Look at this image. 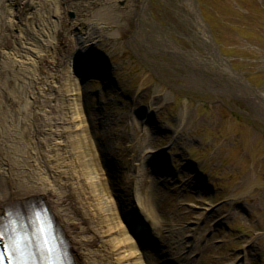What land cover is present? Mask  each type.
I'll list each match as a JSON object with an SVG mask.
<instances>
[{
  "label": "rangeland",
  "instance_id": "374dc122",
  "mask_svg": "<svg viewBox=\"0 0 264 264\" xmlns=\"http://www.w3.org/2000/svg\"><path fill=\"white\" fill-rule=\"evenodd\" d=\"M62 1L64 5L55 6L60 19L50 14V26L58 28L51 40L46 30L30 32L29 49L39 56L34 65L25 64L27 76L34 77L29 89H15L10 80L2 96L10 106L28 104L30 115L18 118L16 127L18 149L33 177L58 189L67 180L58 169L47 174L42 159L72 164L69 183L86 186L88 199L106 200L102 207L89 201L88 207L116 264L133 251L140 253L142 264H264V122L241 96L243 81L264 92V0ZM106 2L126 19V32L114 31L111 42L89 23L92 11ZM197 18L241 84L234 86L223 74L225 91L187 88L184 77L214 88L205 79L214 74L192 71L160 50L158 45L170 39L191 58L219 61ZM138 31L156 51L132 44ZM87 33L92 36L84 43L71 37ZM237 89L241 94L226 93ZM159 95L163 98L156 101ZM43 116L63 123L60 143L53 144L43 133ZM130 146L135 161L127 152ZM78 155L81 161L95 158L99 174L93 169L83 174L86 168L76 164ZM112 156L131 167L130 183L146 182V191H129V183L115 175L113 183L108 181L105 162ZM97 185L103 193L95 190ZM141 195L154 196L152 215L140 212L136 197ZM141 219L151 220L156 230L135 228Z\"/></svg>",
  "mask_w": 264,
  "mask_h": 264
},
{
  "label": "bare ground",
  "instance_id": "6f19581e",
  "mask_svg": "<svg viewBox=\"0 0 264 264\" xmlns=\"http://www.w3.org/2000/svg\"><path fill=\"white\" fill-rule=\"evenodd\" d=\"M188 1L191 3L190 0ZM143 2H145V0H143ZM51 12L58 15V18L60 19V13L57 10H51ZM10 15V13L6 14L4 11L0 10V214L7 205L43 202L47 207L50 217L60 231L64 246L72 257L71 259H73L74 264H116L113 259L108 257V252L103 245L104 241L94 226L92 214L88 207L89 201H92L93 204L98 207H102V203H106V200L101 202L102 199H88L86 197V186L81 184L80 181L69 183V181L72 180V176L70 177L73 168L72 164H59L58 162H55L56 160L51 158H43L41 166L49 175L55 173V170L58 169L62 172L67 182L63 184V187H58V189L55 187L44 186L40 181L33 177L32 167L27 161L26 155H24L22 150L18 149L21 144L16 123L18 118L26 115L27 112V114L30 115V111L28 109V104L25 105V107L5 104L2 99L3 90L10 80L14 83L16 82L15 89L17 88L16 85L24 90L29 89V86L31 85L30 81H33L34 77L33 75L29 76L30 78L27 76L28 68L25 64L34 65V58L38 57L39 53L32 52L29 49V47H31L28 42L29 31L27 30L29 28L24 26V24H21L20 21L14 17H10ZM125 22L126 19L124 12H119L114 4L112 5L107 2L98 8V10L92 11V20H89V23L94 24L93 29L100 33L99 37L107 42L115 41L112 38L115 33L114 31L126 32L127 27ZM197 24L203 32L205 41L208 42L217 53V47L210 42V36L207 35L204 25L198 20V18ZM56 29L58 28L54 29L48 25L45 29L48 39L50 38L51 40L54 35V30ZM39 30L40 29H38V31ZM69 34V32H66L67 36ZM91 36L92 33H87L84 38H78L75 34H71V37H74L76 42L77 40H82L81 43L86 42ZM7 42L10 45L8 46L9 48L7 45H4ZM131 42L136 47H142L146 50H148V48L150 50H157V47L153 46L152 43H147L139 31L131 38ZM158 46L160 50L170 52L176 61L183 67L192 71L194 70L200 74H203L202 72L205 70L214 74L213 78L204 77L209 81L211 80L214 88L212 85H205L206 83L202 80H198V82L195 83L193 81L191 82L190 77H184L185 82H187L185 87L187 88L198 89L200 86H207L211 91L218 92V90L223 88V74L232 81L234 86L242 83V79L239 75L230 68L226 60L221 58L218 53L217 56H219V61L216 60V62L212 63L210 60H205L197 56L196 58H191L189 54L185 53L180 48H177L170 39H168L167 42H163L162 46ZM209 55L212 56L210 53ZM16 66H19L20 69H14ZM33 67L31 68L32 71ZM3 74L7 75V77H4ZM175 78L176 77L174 76V79ZM17 81H19V84ZM243 83L245 85L243 86L244 93H242L241 96L252 103L254 111L257 112L264 122V92L254 90L244 81ZM241 91L242 89H237L236 91H227L226 93L234 95L235 92L241 94ZM22 92L23 94L28 95V92ZM162 96L163 95H159L154 98L158 101ZM179 122L181 123L183 121L179 120ZM31 125L35 128L37 127L36 123L34 121L32 122V120ZM61 125H63L61 121L57 119H49L45 116H43V119L40 122L43 133L47 137H50L53 144L60 143L63 136ZM133 148L130 146V148H127V152L130 155L131 160L135 161L137 157L135 156L136 153L133 151ZM81 156L82 155L77 156L76 164L79 166H85L86 171L84 170L83 174H89V169H93L99 174L100 168L95 158L89 156L87 160L81 161ZM144 159L145 157H143V160ZM105 164L109 167V169L107 168L105 171L108 181L113 183L112 177L115 175L118 180H123V183H129V191L133 189L137 191L141 189L142 191H146V189L144 190V188H147L146 182L135 181L133 184L130 183V176L128 173L130 172L131 167L129 165L123 166L117 162L114 157L113 159L110 158ZM95 190L99 193L104 192V189L99 187V185L95 186ZM153 199V195L145 198L142 197V195L141 197H136V201L141 208V213H143V210H147L151 214L149 209L151 207L150 203ZM98 216H100L101 220L103 219V222H105L106 218H104V215L98 212ZM137 224L144 229H148V226H151V230H156V225L149 219H141L133 225L136 226ZM125 241L136 249V243L129 237H126ZM168 248L170 249V252L173 251V248L170 245ZM141 258L140 253L133 251L126 256H123L120 264H142ZM170 262L171 263L167 260H163V262L160 263L172 264L174 260Z\"/></svg>",
  "mask_w": 264,
  "mask_h": 264
},
{
  "label": "flooded vegetation",
  "instance_id": "af4514ba",
  "mask_svg": "<svg viewBox=\"0 0 264 264\" xmlns=\"http://www.w3.org/2000/svg\"><path fill=\"white\" fill-rule=\"evenodd\" d=\"M51 1L52 0H0V10L4 11L6 14L10 13V17H14L20 21L21 24L26 25V27L28 24L31 30L29 31L28 29L27 31L29 32H32V29H34V31H38V29L45 30L48 25H50ZM53 1H55L53 3V9H56L55 6L64 5L62 0ZM58 10L60 11V8H58ZM29 32L28 38H32V33L30 34ZM30 42L32 43V41Z\"/></svg>",
  "mask_w": 264,
  "mask_h": 264
},
{
  "label": "snow or ice",
  "instance_id": "6c2138e0",
  "mask_svg": "<svg viewBox=\"0 0 264 264\" xmlns=\"http://www.w3.org/2000/svg\"><path fill=\"white\" fill-rule=\"evenodd\" d=\"M11 216V209H4L2 214H0V225H2L5 220H8L9 223L13 222ZM41 232L43 234L45 229H41ZM0 249H3V251L0 252V264H28L26 253L21 250L19 241L13 239L8 245H6L4 243L2 230H0ZM41 251L43 253L42 259L44 264H59V250L54 245L45 241ZM65 259L68 260V264H70V260L66 255Z\"/></svg>",
  "mask_w": 264,
  "mask_h": 264
},
{
  "label": "water",
  "instance_id": "95a60500",
  "mask_svg": "<svg viewBox=\"0 0 264 264\" xmlns=\"http://www.w3.org/2000/svg\"><path fill=\"white\" fill-rule=\"evenodd\" d=\"M70 16H72V14H70Z\"/></svg>",
  "mask_w": 264,
  "mask_h": 264
}]
</instances>
